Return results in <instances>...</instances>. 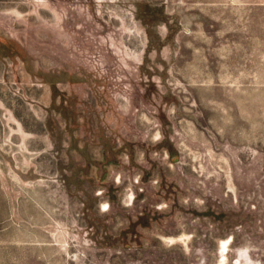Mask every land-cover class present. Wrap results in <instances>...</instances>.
<instances>
[{
	"label": "rangeland",
	"instance_id": "obj_1",
	"mask_svg": "<svg viewBox=\"0 0 264 264\" xmlns=\"http://www.w3.org/2000/svg\"><path fill=\"white\" fill-rule=\"evenodd\" d=\"M0 264H264V0H0Z\"/></svg>",
	"mask_w": 264,
	"mask_h": 264
}]
</instances>
